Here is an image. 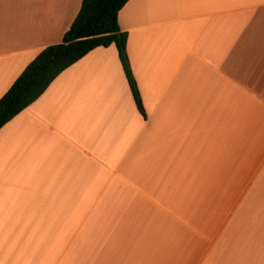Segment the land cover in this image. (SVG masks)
Returning <instances> with one entry per match:
<instances>
[{
  "label": "crops",
  "instance_id": "obj_1",
  "mask_svg": "<svg viewBox=\"0 0 264 264\" xmlns=\"http://www.w3.org/2000/svg\"><path fill=\"white\" fill-rule=\"evenodd\" d=\"M82 0H0V97ZM114 45L0 128V264H264V0H129Z\"/></svg>",
  "mask_w": 264,
  "mask_h": 264
},
{
  "label": "trees",
  "instance_id": "obj_2",
  "mask_svg": "<svg viewBox=\"0 0 264 264\" xmlns=\"http://www.w3.org/2000/svg\"><path fill=\"white\" fill-rule=\"evenodd\" d=\"M129 0H82L61 43L43 48L0 97V128L33 104L67 68L92 50L114 45L139 112L146 117L118 13Z\"/></svg>",
  "mask_w": 264,
  "mask_h": 264
}]
</instances>
